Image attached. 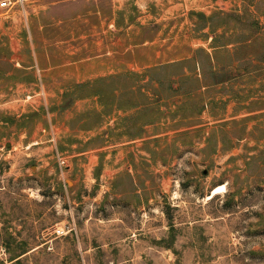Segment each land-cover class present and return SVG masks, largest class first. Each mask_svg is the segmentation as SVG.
Wrapping results in <instances>:
<instances>
[{
    "label": "rangeland",
    "instance_id": "rangeland-1",
    "mask_svg": "<svg viewBox=\"0 0 264 264\" xmlns=\"http://www.w3.org/2000/svg\"><path fill=\"white\" fill-rule=\"evenodd\" d=\"M13 2L0 264H264V0Z\"/></svg>",
    "mask_w": 264,
    "mask_h": 264
},
{
    "label": "built area",
    "instance_id": "built-area-1",
    "mask_svg": "<svg viewBox=\"0 0 264 264\" xmlns=\"http://www.w3.org/2000/svg\"><path fill=\"white\" fill-rule=\"evenodd\" d=\"M13 0H0V8L1 9H10L11 6H13ZM61 163H64L63 159H60ZM53 233L55 236H61L65 234V229L64 227H55L53 230Z\"/></svg>",
    "mask_w": 264,
    "mask_h": 264
},
{
    "label": "bare ground",
    "instance_id": "bare-ground-1",
    "mask_svg": "<svg viewBox=\"0 0 264 264\" xmlns=\"http://www.w3.org/2000/svg\"><path fill=\"white\" fill-rule=\"evenodd\" d=\"M225 191V185L224 184H222V185H218V186H215L212 190H211V192H210V194H208L207 195V199H210V198H212L214 195H216V194H219V193H222V192H224Z\"/></svg>",
    "mask_w": 264,
    "mask_h": 264
},
{
    "label": "crops",
    "instance_id": "crops-1",
    "mask_svg": "<svg viewBox=\"0 0 264 264\" xmlns=\"http://www.w3.org/2000/svg\"><path fill=\"white\" fill-rule=\"evenodd\" d=\"M1 9V8H0Z\"/></svg>",
    "mask_w": 264,
    "mask_h": 264
}]
</instances>
